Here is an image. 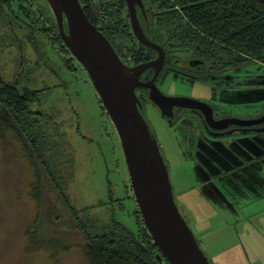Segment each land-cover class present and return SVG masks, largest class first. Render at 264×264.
Wrapping results in <instances>:
<instances>
[{
	"label": "rangeland",
	"instance_id": "374dc122",
	"mask_svg": "<svg viewBox=\"0 0 264 264\" xmlns=\"http://www.w3.org/2000/svg\"><path fill=\"white\" fill-rule=\"evenodd\" d=\"M30 2L28 8L35 18L39 16L37 8L41 9L42 6ZM38 2L45 8L44 13L49 16L53 14L43 0ZM40 16L39 19H31V22L36 20L39 27L50 32V24L44 16ZM0 31L3 33L4 29ZM37 31L35 53L31 48L26 50L25 43L23 45V56L26 58L24 68L30 67L33 74L21 79L20 83L41 90L38 103L33 106L42 109L50 117L54 126L63 134H60L64 139L60 150L73 157V179L67 192L75 208L80 211L78 219L86 220L99 229L108 228L115 221L135 234L138 228V206L118 132L103 109L87 73L73 60L70 63L78 69L69 72L62 60L71 58L59 48L60 41L55 42L56 46H49L45 42L49 39L46 40L44 35L53 32L41 30L39 34ZM21 32L26 34L25 29ZM191 55V50H183L179 58L186 60ZM15 57L16 51L12 46L3 48L0 53V75L6 80H12L19 68ZM205 80L204 83L192 77L171 73L164 76L161 88L170 97H188L208 103L216 111V119L239 118V115L250 110L258 112L264 109V63L255 62L225 69L209 75ZM142 115L160 147L175 201L207 258L208 242L216 240L215 247L220 248L222 238L231 240L233 245L237 244L238 251L252 254L253 247L242 235V231L238 230L237 220L230 218L226 208L194 198L193 190L190 191L194 181L190 179L187 163L195 155L196 164L206 172L209 169L210 173H228L232 177L237 174L236 167L241 163L261 155L256 150L264 142V133L231 134L221 139L212 137L201 129L199 114L186 111L174 119L163 117L150 102L144 106ZM236 138H239L238 141ZM239 144L246 149L243 157L235 153V145ZM219 151L224 155L223 159L209 164L208 161L215 160L216 152ZM246 169L249 167L243 169L240 166L239 171ZM32 170L11 134H0V264H90L84 253L76 247L60 252L55 259L51 258L50 251H24L27 227L37 214L36 204L30 195V186L34 182ZM46 187L39 227L42 237L46 240H71L73 244L79 242L83 235L75 228V223L69 221L67 208L52 185L47 184ZM263 213L261 211L257 215ZM255 219L254 222L258 223Z\"/></svg>",
	"mask_w": 264,
	"mask_h": 264
},
{
	"label": "trees",
	"instance_id": "16d2710c",
	"mask_svg": "<svg viewBox=\"0 0 264 264\" xmlns=\"http://www.w3.org/2000/svg\"><path fill=\"white\" fill-rule=\"evenodd\" d=\"M27 1L0 0V29L3 24L16 23L15 15L18 13H22L21 18L25 13L32 15L29 4L25 3ZM79 1L88 19L99 29L109 32L111 38L125 39V33L130 31L128 19L124 17L127 13L125 0ZM37 5L42 6L41 9L37 8L39 16L32 19H39L40 14H46L43 5ZM139 6L142 9L140 18L151 39L161 42L167 49L191 50L196 56L208 57L214 70L209 75L264 62V0H141ZM24 22L26 26L21 25L22 28L28 30L31 26L32 29L26 35L27 43L38 44L37 30L41 34V30L45 31L44 27H39L36 20L34 24L27 20ZM48 23L50 32L54 31L60 39L53 14L48 16ZM45 42L49 46L56 44V41L52 44ZM71 60H62L69 72L78 69L70 63ZM75 62L80 64L78 60ZM82 67L80 69L86 72ZM20 73L18 75L15 72L12 80L0 75V134H11L29 167L33 169L34 182L30 186V195L36 204L37 214L27 227L24 251H50L51 258L55 259L60 252L76 247L84 253L90 264H170L153 245L139 209L135 234L115 221L110 227L99 229L86 220L78 219L80 211L75 208L67 192L73 179V157L60 150L64 139L50 117L42 109L33 106L38 103L41 90L20 83L21 79L32 75L33 70L26 68ZM253 127H241L243 129L240 128L238 133H252ZM47 184L55 189L71 217L69 221L72 220L83 235L79 242L73 244L71 240H46L42 237L40 215ZM210 264L213 263L210 261Z\"/></svg>",
	"mask_w": 264,
	"mask_h": 264
},
{
	"label": "water",
	"instance_id": "95a60500",
	"mask_svg": "<svg viewBox=\"0 0 264 264\" xmlns=\"http://www.w3.org/2000/svg\"><path fill=\"white\" fill-rule=\"evenodd\" d=\"M46 1L56 20L60 38L85 68L118 132L132 192L153 245L170 264H210L176 204L168 168L158 142L140 112L141 104L135 89L137 86L148 87L149 99L159 107L162 116L172 118L174 106L198 110L208 128L213 130L206 132L212 137L226 135L221 130L230 125L248 127L262 124L264 115L248 120L216 119L212 106L206 102L162 93L154 79L162 69L164 50L151 42L142 30L136 10V3L140 0H125L127 17L139 42L155 49L158 56L151 62L132 68L120 60L107 38L88 19L79 0ZM149 67H156L157 71L150 82L141 83L139 75ZM253 130L264 132V127ZM231 133L229 131L228 134Z\"/></svg>",
	"mask_w": 264,
	"mask_h": 264
},
{
	"label": "crops",
	"instance_id": "0c3cea01",
	"mask_svg": "<svg viewBox=\"0 0 264 264\" xmlns=\"http://www.w3.org/2000/svg\"><path fill=\"white\" fill-rule=\"evenodd\" d=\"M259 112L250 110L238 117L253 118ZM228 135L231 134L224 136ZM241 147V145H235L234 148L238 157L244 155V152H241ZM260 148H264V142H261ZM223 157L224 155L220 151L216 152L215 160H209L208 163L220 162ZM254 160L256 162H252ZM188 161L190 163H186L188 170H190V179L194 181L190 191L193 190L195 195L192 192L191 194L194 198L204 200L207 204L226 208L230 218L237 220L238 230L242 231V235L248 239L249 244L254 249L252 254H245L243 250L238 251L237 244L233 245L231 240L222 238L223 244L220 248L215 247L216 240L208 242V259L213 264H264V216H262L264 213L257 215L264 211V152H261V155L253 160L241 163L240 166L243 169L246 167L249 169L239 171L240 166H238L236 167L237 174L232 175V177H229L227 172L226 175L210 173L209 169L206 172L203 167L196 164L195 155ZM260 182L263 183V189H261ZM249 207L251 209L247 211L246 209ZM254 219L258 223H255ZM209 223L210 221H208V227Z\"/></svg>",
	"mask_w": 264,
	"mask_h": 264
},
{
	"label": "flooded vegetation",
	"instance_id": "af4514ba",
	"mask_svg": "<svg viewBox=\"0 0 264 264\" xmlns=\"http://www.w3.org/2000/svg\"><path fill=\"white\" fill-rule=\"evenodd\" d=\"M30 1H32V3H36V4L39 3L38 0H28L25 3L29 4V3H31ZM43 1L48 6V2L46 0H43ZM140 1H138L136 3V10H137V15H138V19H139L140 25L142 27V30H143L144 34L146 35V37L151 42L162 46V48L164 50V62L162 65V69L156 75V77L154 79V84L160 89V91L162 93H164V91L161 88V82H162L164 76L167 77L171 73L192 77L193 79L200 80V81L205 83L207 81L205 79H208L209 74L214 71L213 69H211L213 67V64L210 63V61H208V57L196 56L192 52V55L190 56V58H188L186 60H182L179 58L180 53L183 52L182 49H178V48L167 49L163 44H161V42L151 39L150 33L148 31H145V28L143 25V19L140 18V12L142 10L139 6ZM37 11H38V9H37ZM21 14L18 13L15 15L16 23L9 22V24H3L1 29L3 28L4 32L2 33V31H0V53H2L3 48H5L7 46H12V48L16 51V57L15 58H16V62L18 64V66H19V68L17 70L18 75L21 74L20 70L24 71V69L30 68V67L24 68V60L26 59L23 56V45H24V43L27 47L26 50H28V48H31L33 51V54L36 51V48H35L36 44L32 45V43H31V45H30L27 43V40H26V35H28V31L32 30L31 26L29 27L28 30H25L26 34H24V32H21V30L24 29V27L22 28L21 25L26 26V23L24 22V20H27L28 23H31V19L35 15L29 16L28 13H25L23 15V18H21L20 17V16H22ZM48 16L46 14H44V18H46V21H48ZM124 17H126L128 19L129 28H130V31L125 33L126 34V37H124L125 39H122V38L118 39V38H113V37L111 38L110 37L111 35L109 34V32H107V31L104 32L101 29H99V30L107 38V40L110 42V44L114 48L115 52L119 56L120 60L127 67L132 68V67H135L139 64H145V63L151 62L152 60H154L158 56V52L155 49L147 47V46H145L139 42V40L136 38V36L134 35V33L132 31L129 18L127 17V13L125 14ZM64 27H65V31H67L66 30V21H64ZM44 36H45L44 38L46 40L49 39L48 41L51 44L53 41L58 42L61 39L60 37H59L60 39L57 38L55 32L50 33L49 35H44ZM28 38H29V36H28ZM62 42H63V40H62ZM62 42H59L60 43L59 48L61 50L65 51L73 61H76L77 59H75V57L71 54L69 49L66 46H64V44H63L64 42L63 43ZM55 46H56V44H55ZM149 49H151V51ZM176 50H179V51H176ZM33 61H34V59H33ZM33 61H32V64H33ZM262 63H264V62H262ZM79 66L82 67L81 64H78V67ZM156 71H157L156 67L146 68L139 75V81L141 83L150 82L152 80L153 76L155 75ZM205 87L208 88L207 85ZM135 94L138 97L139 102L141 104L140 112L143 114L144 106L146 104H148L149 102L152 103L149 99V88L144 87V86H137L135 89ZM152 106L155 109H157L159 111V113H161V110L155 104L152 103ZM213 110H214V108H213ZM263 110H260V112ZM186 111L200 115L198 110H194V109L187 108V107L174 106L173 107L174 116L172 118L174 119L178 116H181L182 112H186ZM260 112L258 115L254 116L253 118L262 117L264 115V113H262V112L260 113ZM215 113H216V111L214 110V116H215ZM161 116H162V114H161ZM163 117H166V116H163ZM200 117H201V122H200L201 129H203L207 133H208V130L213 131L211 128H208V124L203 119L204 117H202L201 115H200ZM224 118H227V117H224ZM241 119H246V118H241ZM245 127H247V126H245ZM261 127H264V122L262 124H259V125H254V127L252 129H257V128H261ZM240 128L241 127H239V126L230 125L228 128L221 130V131L226 132L227 134L229 133V131L232 132L231 134H239L238 131L243 129V128H241V129ZM215 132H217V131H215ZM256 133H258V132H256ZM248 134H254V132L248 133ZM244 135H247V134H244Z\"/></svg>",
	"mask_w": 264,
	"mask_h": 264
},
{
	"label": "bare ground",
	"instance_id": "6f19581e",
	"mask_svg": "<svg viewBox=\"0 0 264 264\" xmlns=\"http://www.w3.org/2000/svg\"><path fill=\"white\" fill-rule=\"evenodd\" d=\"M247 120L248 119H251V118H246ZM259 133H263V131H260V132H258V134ZM264 141V140H263ZM241 152H244V154L246 153V149L242 146L241 148ZM248 149V148H247ZM257 151V153H261V152H264V148H259V149H257L256 150ZM260 184H261V189H263V183L262 182H260Z\"/></svg>",
	"mask_w": 264,
	"mask_h": 264
}]
</instances>
